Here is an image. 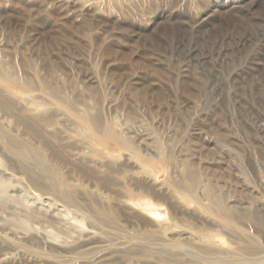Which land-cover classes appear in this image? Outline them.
<instances>
[{"label":"rangeland","instance_id":"374dc122","mask_svg":"<svg viewBox=\"0 0 264 264\" xmlns=\"http://www.w3.org/2000/svg\"><path fill=\"white\" fill-rule=\"evenodd\" d=\"M69 2L68 6L59 0H0V72H19L34 84L44 80L61 90V97L71 94L83 102L102 122L108 116L119 122L128 120L130 126L152 133L148 126L153 124L160 129L153 146L162 145L171 156L191 162L231 205L240 207L245 202L264 221V0ZM19 87L13 88L14 93L18 94ZM33 90L51 107L50 98L39 87ZM62 117L66 123L73 121ZM1 119L14 124L10 117L0 115ZM14 138L24 149L43 153L42 139L30 128L21 126ZM9 154L0 144V184L18 185L5 183L11 187L8 193L16 195L10 202L19 201V207L0 193L2 213L16 218L1 215L0 234L11 237V232L30 231L18 244L0 242V264H56L49 259L59 249L41 242L32 231L36 224L20 210V200L30 201V193L42 189H36L20 171V163L26 160ZM29 161L44 165L41 160ZM154 162L157 181L162 183L169 176L165 164L169 157L157 156ZM45 165L54 173L62 168L57 159ZM62 169L71 172L70 167ZM12 173L29 188L23 189ZM135 207L151 221L168 217L166 207ZM130 219L140 230V218L134 214ZM198 237L185 240L188 248L220 259L236 255L234 245L226 240L208 243ZM141 241L138 237L131 243L115 239L112 243L119 248L129 244L132 248L112 249L107 259L94 264L183 263L133 245Z\"/></svg>","mask_w":264,"mask_h":264},{"label":"bare ground","instance_id":"6f19581e","mask_svg":"<svg viewBox=\"0 0 264 264\" xmlns=\"http://www.w3.org/2000/svg\"><path fill=\"white\" fill-rule=\"evenodd\" d=\"M69 1L59 0L61 4L68 6ZM8 72H0V115L4 119L10 117L14 124L0 120V144L14 157L26 160V163L22 162L21 165L17 161L20 171L37 186L36 189H42L40 193L30 189L31 200H20V210L22 214L25 213L29 222L36 224L32 229L34 235L40 238L41 242L56 246L59 253L61 252H54L56 254H52L50 261L56 264H94L95 260L107 259L106 255L112 249L132 248V244L119 248L112 243L113 240L124 239L131 243L134 237H138L142 241L139 244L134 243V246L149 253H164L178 262L182 261V264H264V221L255 216L245 202L241 203L240 207L231 205L227 196L223 192H217L205 177L193 168L191 162L171 156L162 145L153 146L152 142L157 137L159 128L152 124L148 128L153 130V133L140 131L130 126L127 119L124 123L118 119H110L109 116L104 117L102 122L91 114L83 102H77L71 94L65 96V93L62 95L65 97H61V90L49 87L44 80H37L34 84L33 80L19 72ZM17 85H20L18 94L13 91ZM36 86L50 98L51 107L48 103L41 102L39 95L36 94L40 100L32 94ZM62 116H68L73 121L68 124L62 120ZM21 126L30 128L42 139L43 153L24 149L15 140L14 137H17ZM165 154L169 157V163H165V166L170 172L166 181L158 183V170L154 161L157 156L163 157ZM33 159L41 160L38 162L44 165L35 166L29 161ZM54 159H57L62 168L70 167L71 172L66 174L62 168H58L55 173L50 171L45 162ZM15 175L13 176L25 189L28 185L24 186V180ZM20 182L15 180L16 184ZM5 183L0 184V193L7 195L8 199L12 198L9 202L14 201L13 197L16 195L8 193L11 189L8 185L12 186V183ZM43 191L46 192L42 193ZM16 200L18 199L15 198ZM18 202L16 201L19 207ZM135 206H140L143 210L148 207H166L168 217L151 221ZM0 210L2 213V207ZM12 210L11 212L14 211ZM134 214L142 221L140 230L136 228L138 224L130 219ZM4 216L7 217V214ZM11 216L12 214L7 218ZM12 218L16 219L13 216ZM3 221L0 222L4 223ZM29 231L11 232L13 237L4 236V232L0 234V242L11 246L16 242L18 244L19 238L26 236ZM197 236L208 243L215 239L226 240L234 245L236 255L233 256L230 252L232 256L225 255L226 259H220L207 255V252L203 255L188 248L185 240ZM53 239L54 241H51ZM237 251L240 252V257Z\"/></svg>","mask_w":264,"mask_h":264}]
</instances>
